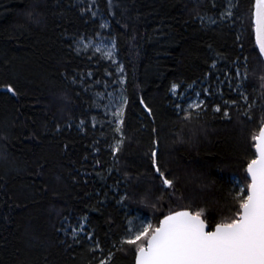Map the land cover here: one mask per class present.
Returning <instances> with one entry per match:
<instances>
[{
    "label": "trees",
    "instance_id": "1",
    "mask_svg": "<svg viewBox=\"0 0 264 264\" xmlns=\"http://www.w3.org/2000/svg\"><path fill=\"white\" fill-rule=\"evenodd\" d=\"M253 1H95L124 73L115 150L114 129L91 124L94 93L115 68L74 48L102 20L77 0H0V264H134L128 209L149 213L154 228L184 209L210 229L235 217L234 178L246 187L264 120ZM201 82L204 107L179 111L172 85ZM81 220L84 235L72 234Z\"/></svg>",
    "mask_w": 264,
    "mask_h": 264
},
{
    "label": "snow or ice",
    "instance_id": "2",
    "mask_svg": "<svg viewBox=\"0 0 264 264\" xmlns=\"http://www.w3.org/2000/svg\"><path fill=\"white\" fill-rule=\"evenodd\" d=\"M255 4L252 23L264 52V0ZM8 91L14 92L11 87ZM116 116L121 118L122 110ZM252 139L256 155L246 166L248 182L240 189L235 217L206 230L202 212L176 211L160 219L155 228L132 229L123 243L136 245V264H264V122ZM156 156L153 151V167L163 187L170 188L173 182L159 169Z\"/></svg>",
    "mask_w": 264,
    "mask_h": 264
},
{
    "label": "rangeland",
    "instance_id": "3",
    "mask_svg": "<svg viewBox=\"0 0 264 264\" xmlns=\"http://www.w3.org/2000/svg\"><path fill=\"white\" fill-rule=\"evenodd\" d=\"M80 4L86 5L89 9V12L102 20L103 30L101 33L96 35L94 38H78L74 42V48L77 53H94L98 54L106 61L110 62L111 65L115 68L116 77L111 81H104L100 87L99 91L94 93V100H93V111L95 112L94 116L91 119V124H104L108 127H112L116 132L117 139L112 144L114 149H117V146L120 145V139H122L121 133V118L116 116L118 111L122 110L125 105V96L123 91V84H124V73L122 66L117 58L116 54V46H115V39L113 36L109 35L108 30V23L103 17L97 15V9L95 8L94 4L96 0H77ZM226 15V14H225ZM228 16V14H227ZM205 22H212L210 18H203ZM235 79L237 80V85L233 92L238 91V94L243 95L242 90V82L246 79L245 74L241 69H237L235 71ZM230 82H228V85ZM176 89L173 91V85L171 87V94L175 100L176 108L179 111H186V112H198L204 107V97H210L209 95V87L205 85L204 82L200 84H193L183 87L182 89L179 86L175 85ZM246 99V96L243 100ZM199 103V107H195V105ZM193 105V107H189ZM119 119V123H117ZM119 129V130H117ZM234 184L238 188V192H240L241 188H244L245 185L243 181H240L238 178H234ZM165 188V187H164ZM241 194V193H240ZM144 202V201H143ZM147 202V201H146ZM128 211V220H127V230L124 236L123 241L128 238L133 233L131 232L132 229H139L142 227H146L148 225H152L154 228L155 223L148 213H142L137 210H127ZM85 221L81 220L76 226L69 227L72 234L76 235H84L85 233ZM151 233V230L149 234ZM143 242V241H142ZM139 243V242H138ZM136 246V245H135Z\"/></svg>",
    "mask_w": 264,
    "mask_h": 264
},
{
    "label": "water",
    "instance_id": "4",
    "mask_svg": "<svg viewBox=\"0 0 264 264\" xmlns=\"http://www.w3.org/2000/svg\"><path fill=\"white\" fill-rule=\"evenodd\" d=\"M255 7H256V4H255V0L253 1V9H252V13L255 11ZM252 20H253V16H252ZM253 24V23H252ZM253 39H254V43H255V47H256V49H257V51H258V53H259V55H260V57H261V59H262V62H263V64H264V52H261V50H260V46H259V44H258V40H257V36H256V33L254 32V25H253ZM263 100H264V78H263ZM263 122H264V120H263ZM254 143H255V141H254ZM254 153H255V149H254ZM255 155H256V153H255ZM246 176H247V174H246ZM178 211H189V210H178ZM176 212V211H175ZM172 213H174V212H172ZM172 213H169V214H172ZM169 214H167V215H169ZM167 215H165V216H167ZM164 217V216H163ZM162 217V218H163ZM161 218V219H162ZM160 221V220H159ZM158 225H159V223H158ZM205 225H206V230H214L215 229V226L213 227V229H210L209 228V226H208V224L205 222ZM134 264H136V254H135V261H134Z\"/></svg>",
    "mask_w": 264,
    "mask_h": 264
},
{
    "label": "bare ground",
    "instance_id": "5",
    "mask_svg": "<svg viewBox=\"0 0 264 264\" xmlns=\"http://www.w3.org/2000/svg\"><path fill=\"white\" fill-rule=\"evenodd\" d=\"M111 70V69H110ZM114 72V71H113ZM166 92V91H165ZM125 93V92H124ZM127 100V99H126ZM119 148H120V146H119ZM143 174V173H142ZM131 181V180H130ZM72 183V182H71ZM25 191V190H24ZM170 195V194H169Z\"/></svg>",
    "mask_w": 264,
    "mask_h": 264
}]
</instances>
